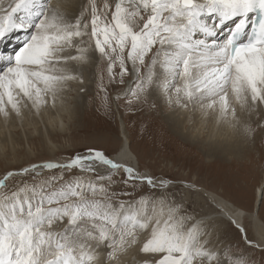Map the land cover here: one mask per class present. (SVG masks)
<instances>
[{"label": "snow or ice", "instance_id": "1", "mask_svg": "<svg viewBox=\"0 0 264 264\" xmlns=\"http://www.w3.org/2000/svg\"><path fill=\"white\" fill-rule=\"evenodd\" d=\"M19 31L20 46L0 50L5 118L46 97L55 106L91 66L98 110L159 96L247 136L264 131V0H0V44ZM171 183L95 147L6 169L0 264H126L137 248L136 264H250L219 242L211 217L168 193Z\"/></svg>", "mask_w": 264, "mask_h": 264}, {"label": "rangeland", "instance_id": "2", "mask_svg": "<svg viewBox=\"0 0 264 264\" xmlns=\"http://www.w3.org/2000/svg\"><path fill=\"white\" fill-rule=\"evenodd\" d=\"M84 80V85L70 83L55 106H52L51 98L46 97L48 103L37 109L29 102L28 107L21 109L20 115L13 113L5 118L0 114V177L6 169H18L29 163L51 159L65 162L74 154L85 153L89 147L103 149L111 156L119 150L124 132L133 154L132 166L172 181L168 193L182 202L189 214L198 218L216 212L207 198L193 188L194 185L203 187L244 210L248 238L261 241L254 232V221L248 216L253 212L256 187L264 177V142L259 150L255 148L261 131L248 137L232 128L233 132L228 131V134L234 137L232 139L239 137L241 145H246L248 151L214 156L213 150L208 149L212 147L204 143L208 138L205 125L198 143H194L195 122L191 113L185 114V108L169 105L163 97L154 100L156 102L150 97L152 104L148 101L135 104L132 111L123 106L118 108L113 103L109 114L103 109L98 110L95 72L91 66L85 69ZM81 87L84 91H80ZM115 90L109 88L112 94ZM177 114L188 117L175 132L168 118L170 115L175 118ZM49 122L54 127H63L64 131L45 130ZM180 129L187 134L181 135ZM261 191V202L255 211L260 222L264 223V181ZM212 223L222 245H230L232 252L242 254L250 264H264V244L260 247L247 244L239 230L227 220ZM131 257L135 263L139 261L137 258L143 259L138 250Z\"/></svg>", "mask_w": 264, "mask_h": 264}, {"label": "bare ground", "instance_id": "3", "mask_svg": "<svg viewBox=\"0 0 264 264\" xmlns=\"http://www.w3.org/2000/svg\"><path fill=\"white\" fill-rule=\"evenodd\" d=\"M18 47L15 45L14 49H16ZM126 86H127V82H126ZM152 98H153V101L154 100L158 101L157 98H162V97L152 96ZM156 101H154V102H156ZM148 103L152 104V101L148 100ZM190 113L192 114V117L194 119V122H195L194 128L196 129V133H194L195 135H192L194 143H198L197 140H198V138H200V134L202 135V132H203L202 130L204 128L202 126L205 125L206 126L205 128L208 130L206 138L207 137L208 138H207L206 141H204V143H206V145L209 144V146L212 147V149H210V147L208 149L209 150H213L212 153L214 154V156L215 155L220 156V155H225V154H232V153L237 152V151H239V152L240 151H244L245 152V150L248 151L246 145L245 146L241 145V141L239 140V137L238 138L236 137L235 139H232L234 137L229 135L230 133L228 134V131H231L232 128H230V127H228L226 125H222V124L218 123L215 118L205 117L198 108L193 110L191 108V106H190L188 109H186L185 114L189 115ZM179 114H184V112L183 113L179 112ZM179 114H177L175 116V118L170 115V119L171 120L168 118L169 125L173 129H175L174 130L175 132H177V130H176L177 127H182L184 125L185 118L188 117V115L187 116H180ZM61 116L62 115H60V117ZM13 118H14V116H13ZM256 119H258V117L254 116L253 120H256ZM59 120H61V119H59ZM59 122L57 123L58 125H59ZM44 129L45 130L52 129V130H55V131H59L60 133L64 131L63 127H59V126L58 127H54V126H52V124L50 122L45 125ZM257 131H261L260 134H259V140L257 141V143H255V148H257L259 150L261 144L264 142V132L262 130H260V129H257ZM179 132L182 133L181 135L187 134V131H184L183 129H180ZM231 132H233V130ZM122 134H123L124 138L121 136V146H120L119 150L115 154L111 155V157H113L117 161L127 160L128 163L130 165H132L133 164L132 163L133 162V160H132L133 159L132 158L133 154H132V152H131L128 144H127L128 141H127V138H126L124 132H122ZM240 135H241V133H240ZM227 137H228V139H227ZM201 144H203V143H201ZM79 154H84V153H79ZM45 161L58 162L57 160L51 159V160H42V161H39V162H36V163H41V162H45ZM263 181H264V177L262 179V182L256 187V191H255V194H254L253 208H252L253 212H251L248 215L249 217H251L252 221H254L253 222L254 232L257 234L259 239L261 238L262 230H264V223L260 222V220L258 219V217L256 215L257 212L255 210H256V208H258V206H259V204L261 202V197H262L261 193L263 192V191H261V186H262ZM193 188H194L195 191L200 192L202 194V196L206 197L208 202H210V205H212V207H214L216 209L215 210L216 212H212V213H209L207 215H202V216H209V217L212 218V221H214V222L215 221L222 222L223 220H227L230 223H231V220L229 219V217L232 216L233 218L236 219L237 223H239V224H241L243 226L245 225L244 224V217H245V211L244 210L240 209L239 207L235 206L234 204H232L231 202L225 200L224 198L218 196L217 194H215V193H213V192H211L209 190L204 189L203 187L201 188L199 186L194 185ZM212 195L216 196L217 203L227 204L228 207L230 209H232V211L229 212L228 209H225V211H223V212L220 211V209L216 206V204L211 201L210 197ZM202 216H200V217H202ZM200 217H198L197 219H199ZM253 242H254L253 244L260 243L259 240L258 241H253ZM262 245L263 244H261V246ZM137 250H138V248L135 249L133 252L129 253V255L126 257V264H136L134 260H131V258H132L131 256L134 255ZM137 260H142V258H137Z\"/></svg>", "mask_w": 264, "mask_h": 264}, {"label": "water", "instance_id": "4", "mask_svg": "<svg viewBox=\"0 0 264 264\" xmlns=\"http://www.w3.org/2000/svg\"><path fill=\"white\" fill-rule=\"evenodd\" d=\"M260 198V197H259Z\"/></svg>", "mask_w": 264, "mask_h": 264}]
</instances>
